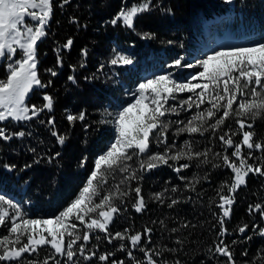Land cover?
<instances>
[{
	"label": "trees",
	"instance_id": "trees-1",
	"mask_svg": "<svg viewBox=\"0 0 264 264\" xmlns=\"http://www.w3.org/2000/svg\"><path fill=\"white\" fill-rule=\"evenodd\" d=\"M142 2L69 0L68 4H63V0H53V15L46 28L47 36L38 42V75L42 83L48 86L37 88L27 99L29 105L39 107L44 103L43 96L48 94L53 97V109L51 112L45 110L31 121L9 119L0 122L6 134L26 133L24 137L13 136L9 141L0 139V194L17 198L26 218L52 217L75 199L91 174L95 159L103 154L112 138L111 126L99 123L105 118V109L116 111L118 105L128 103L144 74L159 70L161 65H171L172 70L180 69L183 63L192 60L203 23L231 12L234 18L229 23L230 33L251 37L257 42L264 41V0H236L232 5H221L220 0H151V10L140 14L135 20L134 30L128 29L122 21L116 25L111 23L122 8ZM145 32L154 33L155 38L142 39ZM69 38L73 40V45L66 49L64 44ZM84 49L87 50L86 57L81 54ZM117 53L131 58L133 63L111 65L110 60ZM57 56L62 59V65L57 64ZM181 58V66L177 67L175 61ZM161 61L163 63L160 65ZM49 68L55 70L57 75L52 76L47 71ZM69 76L75 77V82L70 81ZM81 111L85 113V119L70 124L67 115H77ZM194 112L181 110L179 116L166 117L173 122L168 130V146L174 145L171 153L182 148L185 141L192 143L194 151L211 149L208 157L211 163L169 161L172 167L160 165L151 171L140 172V162L147 159V154H141L127 163L131 165L130 171L136 170L138 176H143L142 180L120 184L128 173L108 171L107 183L100 185L101 195L115 191L117 185L122 191L139 185L147 203L146 209L137 213L132 207L134 193L124 198L123 204L116 201L121 212L109 228L113 234L125 228L130 230L129 234L143 233L146 227L151 228L152 242L148 244L145 238L142 246L150 249V254L160 252L161 255H154L158 262L227 264V257L214 252L216 244L223 239L233 253L235 264H264V238L254 228L264 227V219L256 210L249 212V206H264V176L249 173L245 178L246 183L232 193L222 188L225 182L231 184L234 174L223 166L212 167V163L222 164L215 156V153H223L218 136L228 131L229 127L237 130L239 125L233 117L215 134L211 129L203 136L198 133H177L183 124L176 121L186 123ZM49 119H54V126L47 123ZM251 130L255 133L254 140L264 143V116L256 119ZM52 131L67 138L63 146L57 142ZM150 139L152 153L164 151L166 145H157L154 137ZM234 139L239 142L241 136L237 135ZM31 149H35V152ZM231 151L229 149L228 154ZM248 151L247 148L243 149L245 154ZM56 152L60 156L49 163L48 158ZM252 156L249 163L258 166L264 159V152L252 150ZM85 158L86 162L81 167V160ZM36 160L39 163H35ZM185 162L190 163L189 169L181 173L173 170ZM6 164L15 165V168L9 171L4 168ZM25 165L31 167L25 168ZM181 175L187 179L181 180ZM190 181L195 184V191L191 190ZM173 187L177 188L176 192L171 191ZM155 193H164L162 202L155 199ZM220 195L234 197L231 217L224 225L228 232L223 237L219 235L218 223L221 215L217 207ZM99 199L97 197L96 202ZM173 199L179 202L170 208L168 204ZM245 224L249 227L245 234H241L238 229ZM5 235H8L7 229L0 226V238ZM96 235L101 236L99 241L95 239ZM104 235L99 232L92 234L85 254L115 252L110 259L128 261L126 251H118L121 241L109 244ZM248 236L252 239L248 240ZM177 240L182 243L177 244ZM233 241L236 243L233 244ZM124 243L128 244L127 241ZM127 250H132L130 245ZM53 251L50 246H45L37 254L26 255L25 260L42 261ZM132 251L137 259L147 264L143 253ZM245 251L247 255H244ZM74 260L79 264H103L96 257L91 262L83 261L79 253ZM48 264H55V260L49 259Z\"/></svg>",
	"mask_w": 264,
	"mask_h": 264
},
{
	"label": "snow or ice",
	"instance_id": "snow-or-ice-1",
	"mask_svg": "<svg viewBox=\"0 0 264 264\" xmlns=\"http://www.w3.org/2000/svg\"><path fill=\"white\" fill-rule=\"evenodd\" d=\"M232 2L233 0H225V3L231 4ZM68 3L69 0H63V4ZM150 10L151 0H143L138 5L122 8L111 23L116 25L122 20L128 29L134 30L135 20L140 14ZM52 15L53 0H0V59L9 61L6 64V78L0 79V122L9 119L17 122L31 121L45 110L51 112L53 109V97L48 94L43 96L42 106L27 103L30 93H34L37 88L42 89L48 86L42 83L38 75V42L47 36L46 28ZM141 38L154 39L155 34L145 32ZM72 45L73 40L69 38L64 48L70 49ZM81 54L86 57L87 50H82ZM17 56L19 58L14 59ZM132 62L131 58L119 53L110 60L111 65H128ZM57 64L62 65V59L59 56H57ZM175 65L180 67L181 60H176ZM83 66L82 64L81 67ZM184 66L202 70H199L186 83L173 79L170 73L155 75L138 84L131 93L133 99L130 103L118 105L116 111L105 109L103 114L105 118H102L99 123L110 125L114 130L113 142L103 154L95 159L94 168L75 199L58 214L47 219L26 218L21 204L0 194V226L5 227L8 232V235L0 238V262L4 264H48L49 259H53L55 264H61L56 257H66L65 264H79L74 260L79 253L83 261L87 262L93 261L96 257L103 264H129V262L144 264V261L137 259L132 251L138 250L146 257L147 264H167L166 260L158 262L154 259V255H161L160 252L153 255L150 254V249L146 250L142 246L145 238H147V243L151 244V228L146 227L143 233L136 232L135 234H129L130 230L127 228L113 234L109 228L121 212L120 206L115 201L123 204L124 198L134 193L135 202L132 204L134 210L142 213L146 209L147 203L142 195V188L137 185L122 191L117 185L115 191L101 195L100 185L107 183L106 175L110 170L128 173L120 184L126 181L142 180L143 176H138L136 170L130 171L131 165L127 163L132 161L134 156L141 154H147V159L140 162V172L151 171L160 165L172 167L169 161L211 163L208 157L212 150L194 151L189 141H185L182 148L171 153L174 145L168 146V130L173 122L167 120L166 117L168 115L179 116L181 110L187 111L193 108L199 110L201 105H208L203 110L196 111L186 123L176 121V123L183 124V127L177 129V133H198L203 136L211 129L215 134L218 130H222L229 118H236L235 123L239 125V128L232 130L229 127L228 131H223V134L218 136L223 153H215V156L222 161V164L212 163L213 168L223 166L231 169L234 174L231 184L225 182L222 188H227V191L232 193L246 183L245 178L249 173L264 176V159L258 166L249 163V160L253 158L252 150L264 152V143L255 141V133L251 130L256 119L264 116V42L213 52L204 59L197 60L195 64ZM47 71L52 76L57 75L52 68ZM68 79L75 82L73 76H69ZM197 80L199 82L193 83ZM48 83L51 84V81ZM184 92L192 93V95L188 99L180 100L178 107L169 104L170 100L177 99L176 94ZM218 113L220 115H217ZM66 119L70 124L77 120L83 121L85 113L81 111L77 115L68 114ZM212 120L214 122L209 123ZM47 123L54 126L55 121L49 119ZM246 128L249 130H245ZM25 135L23 131L6 134L5 129L0 127V139L5 141L11 140L13 136L24 137ZM52 135L57 138L61 146L66 143L65 136L59 135L56 131H52ZM237 135L241 136L239 142L234 139ZM153 137L157 145H166L163 152H151L150 138ZM244 148L249 150L247 154L243 152ZM229 149H232L230 154H228ZM31 151L35 152V149ZM59 156L60 153L56 152L54 156L48 158V162L51 163ZM85 162L86 158L81 160L80 166L83 167ZM188 162L181 163L173 170L181 173L182 170L189 169L191 165ZM35 163H39V160ZM29 167L31 165H25V168ZM4 168L11 171L15 165L6 164ZM180 179L185 180L187 177L181 175ZM190 185L191 190L195 191V184L190 181ZM171 191L176 192L177 188L173 187ZM163 195L164 193H155L154 197L162 202ZM97 197H100L99 202H96ZM219 199L220 203L217 207L222 212V215L218 217L219 235L223 237L228 232L224 225L231 217L234 197L220 195ZM178 202L173 199L168 207L171 208ZM9 209L12 210L11 214ZM253 210L258 211L264 219V206L260 204L249 206V212ZM76 222L83 226L82 234ZM161 223L163 224V221ZM248 227L245 224L238 230L241 234H245ZM254 228L259 236L264 237V227L254 226ZM172 231L175 232L176 229ZM95 232L104 233V239L109 244L117 240L121 241L118 251H126L128 261L110 259L115 256V252L103 254L90 252L86 255V245L92 239L91 233ZM95 239L99 241L101 236L96 235ZM247 239L251 240L252 237L248 236ZM124 241L128 244L126 245ZM176 243L182 242L177 240ZM235 243L236 241H233V244ZM128 245L132 250H127ZM45 246H50L54 250L51 256L42 261L25 260L26 255L30 257L37 254ZM166 250L176 251L175 249ZM214 252L227 257V264H235L233 253L223 239L216 244ZM244 255H247L246 251ZM175 264H180V262L176 261Z\"/></svg>",
	"mask_w": 264,
	"mask_h": 264
},
{
	"label": "rangeland",
	"instance_id": "rangeland-1",
	"mask_svg": "<svg viewBox=\"0 0 264 264\" xmlns=\"http://www.w3.org/2000/svg\"><path fill=\"white\" fill-rule=\"evenodd\" d=\"M235 1L236 0H233V2H235ZM237 1H239V0H237ZM220 2H221V5L229 4V3H225V0H220ZM233 2L230 5H232ZM133 5H138V4H133ZM133 5H131V6H133ZM131 6H129V8ZM30 23H34V22H30ZM208 34H209V37L211 36V37H213V39L216 38V37L219 39V42H220L221 46L218 47V45H216L218 48L216 49L215 52L222 51V50H228V49H231V48H234V47L252 46L254 43H257V42H253V41L252 42L247 41V39H244V38H237L236 37L237 34L230 33L228 31L227 27L224 30H222V34L219 35V36L217 35L216 32L213 33L212 31H210ZM202 36H203L202 38H198L197 49L195 50V55H196L195 59H192V60L188 61L187 63H183L182 67L180 69L176 68V70H172L171 67H169V65L162 66L161 64L163 62L161 61L160 62V65H161L160 69L155 71V73H153V72L152 73L156 74V75H167V74L170 73L172 75L173 79L177 80L178 82H185L186 83L192 76L196 75V73L199 70H202V69L195 70V69H192V68L184 66V65H187V64H195L197 60L205 58L204 56H202V54H203V47L205 46L206 36L204 34ZM15 58H19V57L17 56V57H14V59ZM180 60H183V59H180ZM8 62H9L8 60L0 59V79H5L6 78V64ZM152 73L150 75H148V74H145V76L143 75L141 77V79L137 82V86H138L139 83L143 82L144 80L153 78V76H155V75H153ZM197 82H199V81L198 80L197 81H193V83H197ZM197 91H199V89ZM191 95H192V93H188V92L178 93V94H176L177 99L176 100H170L169 104L178 107L180 100L188 99V97L191 96ZM130 102H131V100L129 101V103ZM166 107H167V105H166ZM206 107H208L207 104L201 105V109H199V110H203ZM191 110H195V112H194V114H192V116L195 115L196 111H199V110H197L195 108H193ZM191 110H187V111H191ZM209 123H213V122L209 121ZM109 142H108V144H109ZM7 197L13 199V201L16 202V203H19L17 198L9 197V196H7ZM9 213L10 214L12 213L11 209H9ZM221 215H222V212H221ZM76 223L78 224V227L81 229V234H82L83 226L79 225V222H76ZM95 233H97V232H95ZM92 234H94V233H91V235ZM45 235H47V233H45ZM81 242H78V243H81ZM77 255H78V253H77ZM57 258L62 262V264H65L66 257H57Z\"/></svg>",
	"mask_w": 264,
	"mask_h": 264
},
{
	"label": "bare ground",
	"instance_id": "bare-ground-1",
	"mask_svg": "<svg viewBox=\"0 0 264 264\" xmlns=\"http://www.w3.org/2000/svg\"><path fill=\"white\" fill-rule=\"evenodd\" d=\"M210 41H213V40H211L209 35H208V37L206 38L205 46L203 47L202 56H204V57H206L207 55H211L218 48V47H216V45L214 46V44Z\"/></svg>",
	"mask_w": 264,
	"mask_h": 264
},
{
	"label": "water",
	"instance_id": "water-1",
	"mask_svg": "<svg viewBox=\"0 0 264 264\" xmlns=\"http://www.w3.org/2000/svg\"><path fill=\"white\" fill-rule=\"evenodd\" d=\"M261 237V236H260ZM262 238H264V237H262Z\"/></svg>",
	"mask_w": 264,
	"mask_h": 264
}]
</instances>
